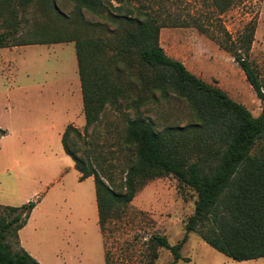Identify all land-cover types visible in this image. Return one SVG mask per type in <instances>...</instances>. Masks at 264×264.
Returning <instances> with one entry per match:
<instances>
[{
    "label": "rangeland",
    "instance_id": "1",
    "mask_svg": "<svg viewBox=\"0 0 264 264\" xmlns=\"http://www.w3.org/2000/svg\"><path fill=\"white\" fill-rule=\"evenodd\" d=\"M146 3L168 23L160 29L158 40L167 56L220 87L253 116L260 113L262 102L221 44L232 42L239 47L245 27L254 25L246 58L264 89V0H230L222 13L211 0ZM58 5L72 12L71 4L60 1ZM34 8L19 14L17 34L24 39L30 37L35 22L46 23ZM86 16L93 22L99 20ZM4 29L0 18V32ZM135 84L127 88L130 99L138 92ZM124 103L120 99V106L106 105L97 123L85 131L73 42L0 48V128L5 131L0 136V206L35 202L26 224L18 230L19 243L8 239L14 252L22 249L40 264H146L150 236L164 235L171 245L183 238L195 194L179 188L171 176L142 183L101 234L93 177L79 180L72 158L64 152L61 135L70 124L81 134L80 138L70 136L77 157L88 160L118 188L134 159L124 142L126 120L133 117V111ZM141 110L159 131L193 122L186 103L172 95L156 103L147 101ZM180 255L174 264H264V257L229 258L192 232ZM171 261V253L159 249L154 264Z\"/></svg>",
    "mask_w": 264,
    "mask_h": 264
},
{
    "label": "trees",
    "instance_id": "2",
    "mask_svg": "<svg viewBox=\"0 0 264 264\" xmlns=\"http://www.w3.org/2000/svg\"><path fill=\"white\" fill-rule=\"evenodd\" d=\"M72 5L64 12L58 2ZM147 0H0V48L28 44L73 42L85 118L84 130L97 123L106 105L132 109L126 120L124 142L134 155L122 184L114 188L111 178L101 174L88 160L77 157L70 136L80 132L67 125L61 135L79 180L93 177L98 226L118 218L145 181L171 176L181 189L195 194L193 213L188 217L184 236L171 245L164 235L147 240L146 264H154L159 249L172 255L174 264L188 233H196L205 243L237 261L264 257V89L246 58L254 25L245 27L239 47L225 42L243 71L256 97L262 102L257 116L224 90L190 72L182 62L167 56L159 45V32L168 23L154 14ZM222 13L230 0H211ZM35 7L46 23L35 22L30 37L18 32L19 14ZM87 14L97 17L96 22ZM240 50H243V54ZM133 79V80H132ZM138 92L132 99L127 88L132 82ZM135 84V85H136ZM182 99L193 122L186 126L157 130L143 115L147 101L156 103L169 96ZM5 131L0 128V136ZM34 201L19 206H0V264H39L29 253L14 252L9 238L27 222ZM108 255L105 253V262Z\"/></svg>",
    "mask_w": 264,
    "mask_h": 264
},
{
    "label": "crops",
    "instance_id": "3",
    "mask_svg": "<svg viewBox=\"0 0 264 264\" xmlns=\"http://www.w3.org/2000/svg\"><path fill=\"white\" fill-rule=\"evenodd\" d=\"M30 216V215H29ZM18 243H19V241H18ZM40 264V263H39Z\"/></svg>",
    "mask_w": 264,
    "mask_h": 264
}]
</instances>
